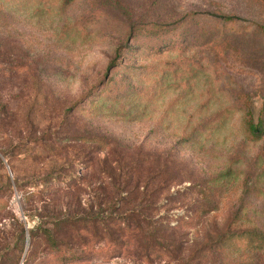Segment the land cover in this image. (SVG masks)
<instances>
[{
    "label": "rangeland",
    "instance_id": "obj_1",
    "mask_svg": "<svg viewBox=\"0 0 264 264\" xmlns=\"http://www.w3.org/2000/svg\"><path fill=\"white\" fill-rule=\"evenodd\" d=\"M222 13L245 20L224 24L215 17ZM182 57L206 75L186 95L164 87L154 67ZM227 108L214 134L182 140L192 129L189 115L208 118ZM248 110L255 123L264 119V0H0V149L10 160L0 152V179L78 175L82 182L73 192L82 208L107 216L147 205L142 194L157 185L150 179L161 154L176 155L183 172L167 182L164 198L221 171L234 173L215 198L224 197L220 209L191 225L176 221L200 201L191 190L176 201L161 198L147 211L169 222L166 228L181 241L184 251L175 263L111 258L104 243L94 242L92 256L77 264H264V250L248 249L239 261L238 254L197 252L239 207L250 220L240 228L264 231V140L246 138ZM95 135L109 143L86 139ZM116 160L134 178L126 188L110 177ZM135 186L140 197L124 198ZM10 204L11 213L28 221L19 192ZM2 223L5 257L19 242L11 220ZM43 248L31 264H56Z\"/></svg>",
    "mask_w": 264,
    "mask_h": 264
},
{
    "label": "trees",
    "instance_id": "obj_2",
    "mask_svg": "<svg viewBox=\"0 0 264 264\" xmlns=\"http://www.w3.org/2000/svg\"><path fill=\"white\" fill-rule=\"evenodd\" d=\"M215 17L224 24H236V21L245 20L236 14L222 13L216 14ZM161 61L155 66L153 63L144 66L146 68L154 66L157 69L156 73L161 76L160 80L164 87L167 85L180 88L184 95L191 94L200 82L199 76L205 75L201 67L192 60H184L183 57L179 60L163 59ZM228 109L211 112L208 118L204 116L195 119L194 115H189V127L192 129L189 133L183 134L182 140L188 141L206 133L214 134L224 123L221 121L226 118L225 114ZM243 119L246 138L250 141L264 140V119L255 123L251 110L244 112ZM86 139L98 145L109 143V140L96 135L86 137ZM0 152L10 163L7 151L0 149ZM158 160L162 165L158 166L150 179L157 181V185L151 190L145 186L142 194L144 203L147 205L139 203L127 210L107 216L93 212L92 209L82 208V201L73 192L74 186L82 182L78 175L63 172L48 177L32 176L24 180L15 179L14 183L6 175V179L5 177L0 179V224L2 219H10V225L18 232L19 243L13 247V253L10 255L12 258L1 256L0 264H31L36 260L35 255L41 246L44 247L43 252L54 255L56 264H77L92 256L91 250L94 242L104 243L108 249L104 251V254L111 258L134 255L147 262L158 258L175 263L184 251L181 241L175 236L174 229L166 228V223L169 222L156 217H148L147 211L155 209L161 198L166 202L176 201L185 194V191L191 190L199 196L200 201L195 200L193 205L197 204V206L180 215L176 220L179 225H191L210 211L220 209L219 204L222 203L224 200L222 196L225 195L221 196L220 201H215V198L223 191L225 192L224 187L234 179V173L231 169L221 171L214 176L203 178L202 181L195 185L192 184L184 191L178 189L176 193H168L164 198L162 194L167 182L175 181L183 172L176 162V155L164 153L158 157ZM120 162L116 160L117 168L111 171L110 177L114 182L125 184L124 188H126L130 182L134 181V178L124 172ZM3 167L4 161L0 155V168ZM15 191L19 192L25 203L24 214L28 221L24 222L15 213H11L10 202ZM127 192L124 198L127 195L139 198L141 195L138 186ZM48 195L51 197L49 198ZM202 199L205 203H201ZM30 222L34 223L33 226H28ZM249 222L247 209L244 206L239 207L228 217L224 230L220 232L215 229L213 231L215 236L208 238L197 252L200 256L213 251H222L228 257H231L232 253L238 254L237 260L239 261L245 260L246 255L249 254L246 252L248 249L264 250L263 230L249 226L240 228L241 225H247ZM6 225L7 223L0 225V251ZM26 235L30 236L29 244Z\"/></svg>",
    "mask_w": 264,
    "mask_h": 264
}]
</instances>
